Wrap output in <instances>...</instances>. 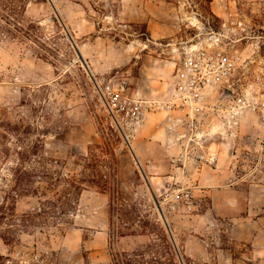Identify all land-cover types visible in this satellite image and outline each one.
I'll return each instance as SVG.
<instances>
[{
  "label": "rangeland",
  "instance_id": "1",
  "mask_svg": "<svg viewBox=\"0 0 264 264\" xmlns=\"http://www.w3.org/2000/svg\"><path fill=\"white\" fill-rule=\"evenodd\" d=\"M8 7L16 10L17 25L8 23ZM142 10L159 15L155 24L165 31L162 37L150 36L138 16ZM206 19L235 38L229 47L236 61V96L243 101L262 97L264 0H0V204L12 192L13 169L21 162L32 173V187L40 189L38 194L17 195L15 212L38 210L46 199L55 204L45 203L54 211L13 233L0 221V264H219L230 255L233 264H264V220L252 240L231 238L219 222L205 231V239L188 237L195 230L186 216L206 208L208 201L198 207L195 193L196 205L189 209L164 200L162 193L171 186L161 182L164 171L149 173L159 176L152 183L145 173L149 162L139 159L133 148L141 131L132 139L134 146L128 145L99 104L101 81L118 69L143 95L165 98L174 81L180 41L194 37ZM90 25L96 29L89 32ZM96 37L100 42L94 46ZM145 57L148 70L156 68L154 58H159L161 71L155 74L163 88L149 92L140 85ZM218 95L221 101L230 99ZM215 100L216 95L208 97L205 104L219 107ZM177 110L174 118L181 116ZM206 116L215 126L212 139L236 135L234 148L246 179L264 176V160L259 162L256 150L263 135H252L250 125L241 128L242 123L257 125L258 114L243 108L233 130L219 111L207 108ZM187 130L177 122L172 133ZM179 139L176 149L187 143L186 137ZM173 158L166 159L167 168ZM72 174L99 181L82 183L86 188L78 199L71 197L74 207L64 204L65 197L60 200L67 185L64 177ZM246 179L238 213L246 208ZM1 233L11 238L5 241ZM222 247L229 248L225 255L217 251ZM175 248L181 257L173 254Z\"/></svg>",
  "mask_w": 264,
  "mask_h": 264
},
{
  "label": "crops",
  "instance_id": "2",
  "mask_svg": "<svg viewBox=\"0 0 264 264\" xmlns=\"http://www.w3.org/2000/svg\"><path fill=\"white\" fill-rule=\"evenodd\" d=\"M212 9L215 10L216 8L212 6ZM145 12L146 11L143 10L140 11L138 16L139 19H144L146 21L150 36L153 38L162 37L165 31H163L161 26L155 24L156 21H158L157 17L159 15L155 14V17H153ZM95 29L96 26H89V32ZM101 38L102 37H100V39ZM98 39L99 37H96L92 40V45H98L100 42ZM147 60L148 59L145 57L141 63V77L139 78V82L142 86H148L151 90L149 92H152L159 88H163L164 85L160 78L156 76L157 72L161 71V69L157 67L159 66L157 63L159 58H154L153 64L156 68L152 67L150 70L147 69ZM164 72H166L165 69ZM174 111L178 110L161 109L148 113L141 132L139 133L140 139L137 141V148L133 145V140L131 141V145L134 146L133 148L138 158H145V160L149 162L145 167L147 177H149V180L153 183L154 180H156L155 177L157 178L159 176H150L149 173L162 169L164 172L160 175V177H162L161 182L164 184L168 182L170 185L176 183L193 187L194 192L198 195V207L202 206L203 200L206 199L208 201V206L206 208H200L196 212H191L186 216L187 222L192 223L195 230V233H190L188 237L205 239L207 237L206 234H208L205 233V231L211 230L213 224L217 222L225 226L231 238H250V240H252L258 237L261 229L260 222L264 220V176H258L256 179L252 180L246 179L247 173L239 169V150L236 152V148H234L237 144L236 142H238L234 137L236 135H230V138L226 140L212 139V134L215 132L213 128H215V126H210L211 122L207 123V110L204 114L197 117V130L204 133L207 145L217 150V161L213 164L198 162L192 159V156H187L184 148L180 149L179 146H177L176 149L174 144L180 140V134L182 133H178L177 135L173 134L172 131L174 130V126L177 122H180L181 125L183 123L188 128L185 121H189V118L187 115L185 116V113L181 110H179L181 116L174 118ZM257 119L258 118H254L257 125L242 123L241 128L250 125L252 135L262 133V138H264V123ZM180 120H182V122ZM136 138L137 137L134 139ZM256 150L260 151V153L257 154V158L259 162H262V160H264V141L263 144L258 143ZM170 155L171 157L175 155V158H173L174 163L171 164V167L167 168L166 159ZM153 157L157 160L153 161ZM152 167L154 169H152ZM256 168H258V166ZM245 179L247 180L244 197L246 208L244 213H238L237 210L243 198L241 185L244 184ZM209 249L210 247H206L208 252ZM219 250L220 255H223L224 252L229 251V248L222 247L217 249V251ZM187 251L193 254L189 249ZM233 259L231 255L229 257L226 256L219 264H233Z\"/></svg>",
  "mask_w": 264,
  "mask_h": 264
},
{
  "label": "built area",
  "instance_id": "3",
  "mask_svg": "<svg viewBox=\"0 0 264 264\" xmlns=\"http://www.w3.org/2000/svg\"><path fill=\"white\" fill-rule=\"evenodd\" d=\"M201 26L194 37L180 41L174 81L165 98L143 95L130 84L129 75L123 70L118 69L101 81L99 104L105 117L118 129L128 145L132 146L131 141L141 131L148 113L179 109L189 118V121H185L187 132L180 134V138L186 137L187 140L184 147L186 155L192 156L195 161L213 164L217 161L218 152L207 145L204 133L197 130L196 119L207 108L219 111L226 126L232 130L239 125V116L246 107L255 111L264 123V94L259 99L255 97L243 101L242 97L236 96V89L232 86L236 61L229 44L235 38L227 34L224 27L216 28L209 19L203 20ZM227 88L231 92L230 99L224 102L218 94ZM214 95L215 104L219 107L205 104V100ZM162 195L164 200L172 202L174 208L181 204L191 209L196 205L195 192L191 186L174 183Z\"/></svg>",
  "mask_w": 264,
  "mask_h": 264
},
{
  "label": "trees",
  "instance_id": "4",
  "mask_svg": "<svg viewBox=\"0 0 264 264\" xmlns=\"http://www.w3.org/2000/svg\"><path fill=\"white\" fill-rule=\"evenodd\" d=\"M26 5L23 6L24 9L26 8ZM8 8H9V13L7 16L10 17V18H8L9 19L8 23H11L13 25H17V23H20V21H18L17 23L14 22V16H13V13L17 14L16 10L13 7H8ZM21 8H22V6H21ZM13 173H14V175H13L14 184H13L12 189H11L12 192L9 193L8 195H6V197H5L6 201H4L3 203L0 204V221L8 224L7 231H9V233H13L15 231V229H17V228H19V230H21L22 227H27V226L35 224L36 223L35 220L37 217L51 213L52 211H54V209H51L52 207H50V206L51 205L55 206V204L52 200L46 199V200L41 201L42 204L40 205L38 210L24 212L21 215H18L15 212V206H14L15 199H16L17 195L27 194V193L38 194L40 187H38V186L32 187V178H31L32 173L28 169V167L25 166L24 162L19 163V165H17L13 169ZM95 174L96 173L92 172L93 176ZM89 176H90V174H89ZM99 179H100V177H99ZM64 180L66 181L67 185L64 187L63 194H61L60 200L65 197L66 200H64V204L69 205L71 207H74L73 203L75 202V201H73V202L71 201V197H73V198H75V200H77L78 197L80 196L82 190L86 188V186L82 184L83 182H85V181H90L93 183L99 182L98 180H96L93 177L92 178L90 177L88 179L78 178L76 174H72V175H70V177L65 176ZM102 186H103V188H105L104 187V186H106L105 183H103ZM57 193H59V192H57ZM44 194H46V193H44ZM7 201H10L11 204H9ZM49 202L51 205L49 204V205L45 206V203H49ZM63 212H66L65 208H62V213ZM16 218L19 220V222L14 221ZM5 220H10V221H5ZM43 222L45 224L49 223L48 219L43 220ZM16 225H17V227L13 229L12 226L15 227ZM1 236L3 237V239L5 241H7L8 239L11 238V235L7 234V233H1ZM168 244L171 245L170 243H168ZM172 252L174 255L177 254L178 257H181L176 248H175V250L173 249ZM173 258H174V256H173ZM180 260H181V258H180ZM173 261H174V259H173Z\"/></svg>",
  "mask_w": 264,
  "mask_h": 264
},
{
  "label": "water",
  "instance_id": "5",
  "mask_svg": "<svg viewBox=\"0 0 264 264\" xmlns=\"http://www.w3.org/2000/svg\"><path fill=\"white\" fill-rule=\"evenodd\" d=\"M75 49H76V51H77V53H78V56H79L80 60L85 64L86 67H88L87 62H86V60L84 59V57H83V55H82L80 49H79L77 46H75ZM230 94H231L230 90L225 89V90L222 91V95H221V97L224 98V97L229 96Z\"/></svg>",
  "mask_w": 264,
  "mask_h": 264
}]
</instances>
